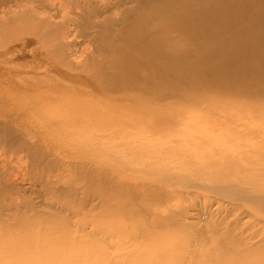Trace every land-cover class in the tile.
I'll return each instance as SVG.
<instances>
[{
    "label": "bare ground",
    "instance_id": "obj_1",
    "mask_svg": "<svg viewBox=\"0 0 264 264\" xmlns=\"http://www.w3.org/2000/svg\"><path fill=\"white\" fill-rule=\"evenodd\" d=\"M114 11H121L126 22L118 33L111 30ZM21 20L36 25L46 40L43 51L30 55L32 77L38 84L31 85L32 90H40L55 73L83 77L95 84L104 105L121 116L114 122L78 115L28 125L91 126L100 140L112 139L120 130L138 131L124 138L139 148V158L133 161L141 166L131 169L133 175H117L110 165L94 171L81 168L92 178L82 197L72 201L57 194L50 201L75 215L80 211L122 215L118 223L111 221L112 229H104L108 231L104 236L119 238L122 264H200L194 260L199 252L188 243L179 244L177 237L151 236L158 235V227L172 223L184 232L204 233L195 223L178 221L177 216L188 212L187 208L177 211L174 201L183 199L192 207L195 193L210 198L203 192L223 195L230 189L242 196L231 197L230 205L253 218L247 221L252 228L261 227L246 237L244 232L235 233L239 228L227 225L224 237L231 247L201 264H264V0H0V27ZM77 36L95 50L82 65L75 61L79 51L71 39ZM56 94L65 96L62 89ZM10 107L16 109L13 118ZM32 113L31 109L21 112L12 101L0 104V143L12 140L19 151L40 161L54 150L42 142L47 133H34L30 142L28 125L16 121L17 115L25 119ZM105 157L110 162L118 159L112 153ZM110 173L116 177L111 174V182L102 178ZM142 174L155 176L154 181H144ZM179 177L193 180L188 188L197 191L182 190ZM44 181L52 186L49 179ZM125 187L130 194L115 191ZM12 189L0 187V253L8 256L0 257V264H64L52 262L73 258L75 250H83L89 260L75 264H114L108 254L91 250L81 238L60 233L69 227V219L60 218V229H50L34 207L30 215H19L22 200L10 195ZM47 206L50 211L45 215L53 221L54 207ZM137 217L144 222L133 224L134 230L143 238L151 237V243L134 248L135 253H123L130 242L123 228ZM10 218L16 220L14 225L7 221ZM10 227L14 232L5 233ZM255 237L260 240L251 242ZM21 252L30 253L32 260L19 259Z\"/></svg>",
    "mask_w": 264,
    "mask_h": 264
},
{
    "label": "rangeland",
    "instance_id": "obj_2",
    "mask_svg": "<svg viewBox=\"0 0 264 264\" xmlns=\"http://www.w3.org/2000/svg\"><path fill=\"white\" fill-rule=\"evenodd\" d=\"M111 16L113 22L111 30L114 33H118L120 28L126 25L123 19V13L121 11H114ZM59 20H61V17L57 19V21ZM71 39H75L77 44L76 48L79 51V57L76 58L75 61H81L82 65L84 59L95 51L94 46L89 45L78 36L77 38L72 37ZM45 43V38L40 37L38 27L33 23H27L21 20L17 21L15 24L0 27V104L12 101L17 104L21 112L26 109H31L34 112L31 117H25L27 121L24 117L17 115L16 121L20 123V126H22L21 124H25V122V125L29 123L37 125V121L42 122L45 119H63L78 115L96 117V119L101 122H114L121 118L119 114L115 113V111L113 112V110L111 111L104 105L106 103H104L103 97L99 96L94 91L95 84L85 81L83 77L79 80L74 77L61 76L55 73L49 75L50 79L47 80V84L40 86V90H32L33 87H31V85L37 86L38 84L32 77L31 65L33 64V60L30 55L32 52L43 51L45 49ZM90 71L94 75L96 74L92 70ZM61 89L65 96L62 98L57 97V94L55 96V92ZM10 108L13 109V111H10L11 118H13L16 109L13 107ZM27 127L30 129V134L27 136L30 142H32L31 140L34 133H47L45 137H42V142L51 144L54 150L49 158L47 157L40 161H35L33 158L29 157L27 153L19 151L12 140H9L10 142L8 143L7 141L0 143V174L2 175L3 182L0 187H12L13 189L10 190V195L14 197L17 196L19 201L22 200L19 215H30L31 213L29 211L34 207L41 213L42 216H40V219H45V225L50 229H60L61 224L58 222L60 218L69 219V221H71L69 227H66L62 232L60 231V233L71 234L72 237L81 238L84 240L85 245L91 250L95 248V251L98 250L99 253L103 251L113 259L114 264H122L118 259L120 254L118 251L120 246L119 238L111 240L107 237L109 235L104 236L105 233H108V231L104 229H112L110 225L111 221L115 222V224L116 222L118 223L123 217L122 215L116 213L106 214L103 212L104 214L99 215L97 213L96 216L95 213L88 215L83 211L75 215L67 211L65 207H62L61 203H52L50 198L57 194H65L64 196L66 198L69 197L72 201H77L78 197H82L85 185H88L90 181H92V178L85 175L83 171H81V168L94 171L107 167L106 165H110L111 169H113L117 175L122 172V174H128L129 172L133 175V170L141 166L140 163L136 165L133 161V159L135 160L136 158L137 160L139 158V148L135 144L125 141L124 138L135 136L138 131L130 132L120 130L117 131V134L114 132L116 135H114L112 139L102 138V140H100L96 136V133H98L96 132L97 129L91 126L90 128L87 126L64 128L62 125L60 128L49 127L46 129L43 127L32 128L33 126L31 127L30 125ZM6 135L9 136V134ZM12 136L13 135H11V137ZM55 146L63 148L56 150ZM2 148H4V151ZM7 150H11L9 151L11 153L9 154ZM98 151H102L104 154ZM105 153H112V155L116 156L119 160L115 159L114 162L113 158L111 162L107 161ZM104 159L108 162H106L107 164L104 163ZM100 160L102 161L99 162ZM50 162H52V164ZM82 165L84 166L82 167ZM129 169L130 171H126ZM131 169L133 170L131 171ZM111 174L112 173H110V175L104 174L105 176H102V178L111 182ZM112 175L115 177L114 174ZM142 176L143 180L146 182L154 181L155 178L153 175L142 174ZM45 178L49 179L52 186L46 185L44 180L48 179ZM179 178L181 179V177ZM179 178L178 181L180 180ZM120 180L124 182L125 179L121 177ZM181 180V183H179L182 184L183 187L178 181L177 185H180L182 190L187 191L188 189L191 192L197 191L196 189L188 188L192 185L191 181L193 180H184V178V181ZM182 182L185 183L183 184ZM69 189L75 190V192L68 194L66 191ZM115 191L121 194H130V190L126 187L123 189L118 188ZM209 192L207 193V191H205L203 193L210 198H204L202 195L195 193L196 195L191 197L194 201L192 207L190 205L188 207V203L184 202L183 199L174 201L178 205L176 206L177 211H180L181 208H187L186 210L188 212V216H177L178 221L184 222V224L195 223L194 225L197 227V230L200 229L204 231V233L201 232V234L194 235L195 232L193 229L184 232L178 230L177 225L172 223L158 227L156 229L158 235H153L151 237L161 236L162 239L168 237L179 238V240H181L179 244L188 243L191 249H197L196 253H199L195 255L194 260L201 264L211 258L212 254H218L220 251L229 250L231 242L224 237L227 225H230L232 229L234 226L239 228L235 230V233L244 232V236L246 237L253 236L258 232L261 226L256 225L255 228H252L250 223L247 222L253 221V218H247L245 214H240V210L230 205L231 202H234L230 199L231 197L242 198V196H239L241 195L240 193H236L230 189L222 191L224 192L223 195H217V192ZM216 197H218V199ZM211 199L212 202L210 201ZM151 202H154V199ZM48 203L54 207L51 211L56 213V217L53 218V221L45 215L50 211L47 206ZM7 221L13 225L16 223L14 218L7 219ZM131 222L132 224H130L128 228H123L124 234H127L130 239V246L128 245L127 250L123 253H135L136 251H134V248H146L151 243V237L143 238L140 234H137V231L133 228V224H143V218L137 217L132 219ZM115 224L113 223V227H115ZM248 226L250 229H247ZM14 230L13 227H10L5 233H13ZM198 233L200 232L198 231ZM259 237L251 239V242L260 240ZM44 244H46V246L51 245L50 243ZM57 246L59 245L56 243L55 247ZM61 248L66 249V247ZM4 252L0 253V257L7 258L8 256L4 255L7 253ZM60 252L63 254L65 250L60 249ZM207 253H209V256H207ZM29 254L30 253L27 252H21V254H17V257L19 259L22 257L23 261H29L33 258ZM186 254H188V252ZM85 255L83 250H75L73 258L65 261L56 259L52 263L75 264L81 261L86 262L88 259L85 258ZM233 255L234 252L229 256ZM31 263L35 262L31 261Z\"/></svg>",
    "mask_w": 264,
    "mask_h": 264
}]
</instances>
